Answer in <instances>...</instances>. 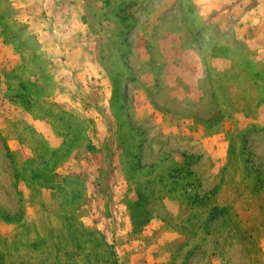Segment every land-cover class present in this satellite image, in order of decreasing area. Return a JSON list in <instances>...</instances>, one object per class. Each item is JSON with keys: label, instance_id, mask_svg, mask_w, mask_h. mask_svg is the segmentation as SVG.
I'll return each instance as SVG.
<instances>
[{"label": "rangeland", "instance_id": "rangeland-1", "mask_svg": "<svg viewBox=\"0 0 264 264\" xmlns=\"http://www.w3.org/2000/svg\"><path fill=\"white\" fill-rule=\"evenodd\" d=\"M252 9L264 0H0V264H264ZM48 10L77 12L112 88L107 146L90 156L87 143L65 179L56 169L86 144L82 121L52 102L35 108L48 140L6 121L20 122L30 90L62 93L40 56L60 29ZM20 145L33 157L18 159Z\"/></svg>", "mask_w": 264, "mask_h": 264}, {"label": "crops", "instance_id": "crops-1", "mask_svg": "<svg viewBox=\"0 0 264 264\" xmlns=\"http://www.w3.org/2000/svg\"><path fill=\"white\" fill-rule=\"evenodd\" d=\"M76 13L75 10H73V13L71 10H48L46 12L47 15H51L54 18V23L60 26V29H55L54 33H43V35L49 36V39H46L53 41L55 48L51 51L46 50L47 54H44V46H42L40 49L42 54L40 56L57 64V74L53 77V84L56 85L57 89L62 90V93H59V90L55 91V89L53 92L48 91L43 94L42 97H37L38 95L30 90L26 95L27 107L20 105H15L14 107L21 115L20 122H17L13 117H7L6 119L7 122H10L12 128L26 126L32 134L48 140L54 136L50 122L46 117H40L36 114L35 108L40 104L52 102L58 105L63 112L71 113L84 123L86 126V144L81 143L77 151L71 154L69 159L62 162L56 169V173L60 175L59 179H65L72 175L70 171L72 165L79 162L82 158L80 153L77 152L87 150V143L95 147L94 152L91 151L89 153L90 156L99 152V145L107 146L108 143L106 144V141L109 139L108 128L111 125L107 116V105L112 97V88H110V83L104 86L103 83L98 81L99 77L102 76L101 73H103L99 65L100 62L97 61V57L93 53L95 49L94 51L87 50V47L95 46V40L86 38V36L82 39L79 38L81 34H85L84 29L80 30L81 32L76 30L81 28L79 27V18L74 19L70 16V14ZM243 15L242 20L249 15L256 18L258 26L264 25V10H243ZM248 18L246 21H248ZM70 32L75 34L71 40L68 37L72 35ZM51 53L54 54V58H52ZM103 95L107 97L106 102L102 99ZM32 153V148L20 145L17 158L27 161L33 157Z\"/></svg>", "mask_w": 264, "mask_h": 264}]
</instances>
